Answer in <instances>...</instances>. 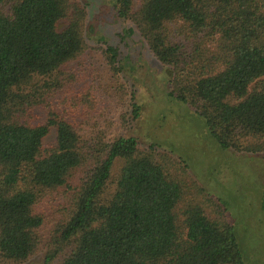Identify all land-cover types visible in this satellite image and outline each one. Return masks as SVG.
<instances>
[{"label":"trees","instance_id":"16d2710c","mask_svg":"<svg viewBox=\"0 0 264 264\" xmlns=\"http://www.w3.org/2000/svg\"><path fill=\"white\" fill-rule=\"evenodd\" d=\"M111 4L132 24L122 39L136 31L168 71L171 100L199 114L221 149L264 155V0ZM85 21L77 0H0V264L40 252L37 207L53 191H65L67 218L52 232L47 263L65 252L60 264H246L225 210L184 162L111 124L83 135L53 106L65 69L89 49ZM96 40L111 71L138 82L119 48Z\"/></svg>","mask_w":264,"mask_h":264},{"label":"rangeland","instance_id":"374dc122","mask_svg":"<svg viewBox=\"0 0 264 264\" xmlns=\"http://www.w3.org/2000/svg\"><path fill=\"white\" fill-rule=\"evenodd\" d=\"M86 10L85 42L89 49L70 64L67 84L51 102L66 117L75 119L81 134L103 131L111 124L116 135L132 136L141 148L154 144L180 159L218 210L227 216L240 245L246 264H264V217L261 197L264 185V155L238 153L221 149L208 133L204 120L193 109L171 100L168 71L148 51L135 33L122 39L123 31L132 27L128 21L113 14L112 0H77ZM137 6L139 0H132ZM101 34L109 44L118 47L120 59L136 66L138 82L124 75L116 76L102 57ZM140 108L132 119V98ZM42 116L41 112H38ZM53 145L54 132L44 139ZM81 177L82 170L76 173ZM116 174V172H114ZM74 180L72 183H76ZM114 188L108 185L106 194ZM65 191L45 195L37 207L45 223L39 230L41 250L23 264H60L67 253L45 260L52 243L55 226L67 218ZM213 208L206 214L214 217ZM249 262V263H248Z\"/></svg>","mask_w":264,"mask_h":264}]
</instances>
